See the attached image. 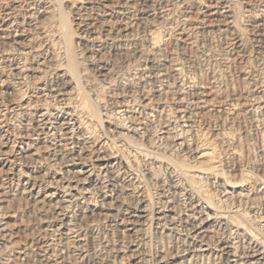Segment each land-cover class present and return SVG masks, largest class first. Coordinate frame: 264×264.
Segmentation results:
<instances>
[{
	"label": "rangeland",
	"instance_id": "obj_1",
	"mask_svg": "<svg viewBox=\"0 0 264 264\" xmlns=\"http://www.w3.org/2000/svg\"><path fill=\"white\" fill-rule=\"evenodd\" d=\"M189 1L0 0V264H232L223 245L243 256L255 242L216 208L264 243V27L247 18L264 1L231 0L245 15L235 31L210 15L216 1ZM203 16L212 28H198ZM196 217L209 218L205 252L190 238Z\"/></svg>",
	"mask_w": 264,
	"mask_h": 264
},
{
	"label": "bare ground",
	"instance_id": "obj_2",
	"mask_svg": "<svg viewBox=\"0 0 264 264\" xmlns=\"http://www.w3.org/2000/svg\"><path fill=\"white\" fill-rule=\"evenodd\" d=\"M156 1H157V0H156ZM190 1H191V0H190ZM190 1H189V3H190ZM210 1H211V0H210ZM214 1H216V5L214 6L213 4H211V5H213L212 8L215 7L214 10H213L214 13H213V14H210V15H213V16H216V17H219V18H221V17H222V18H225V20H226L225 23L228 25V27L231 26L230 28L234 29V31L237 30V26H238V25H237V22L235 23V21L238 20L239 18L236 19L235 17H236L237 15H239V14L242 15L243 13H242V14H241V13L236 14V16H235V13H236L235 10H237V9H234V8H233V7H236V6H233V4L231 3V0H214ZM248 1H249V0H248ZM255 1H256V0H255ZM263 1H264V0H263ZM263 1H262V2H263ZM119 2H120V1H119ZM143 2H144V4H145V3H148V4L152 3V4H153V3H154V0H153V1H151V0H143ZM186 2H188V1H186ZM186 2H184V3H186ZM262 2H261V4H262ZM122 3H123V2H122ZM131 3H132L131 0H126V4H131ZM155 3H156V2H155ZM163 3H164V2H163ZM181 3H183V2H181ZM210 3H211V2H210ZM233 3H234V2H233ZM254 3H255V2H254ZM120 4H121V3H120ZM126 4H125V5H126ZM193 4H194V3H193ZM202 4H203V3H202ZM236 4H237V3H236ZM246 4H247V3H246ZM250 4H251V3H250ZM146 5H147V4H146ZM184 5H185V4H184ZM186 5H187V4H186ZM203 5H204V4H203ZM205 5H206V4H205ZM253 5H254V4H253ZM151 6H154V5H151ZM165 6H166V5H165ZM177 6H178V5H177ZM181 6H182V5H181ZM189 6H190V5H189ZM193 6H194V5H193ZM200 6H201V5H200ZM254 6H255V5H254ZM256 6H257V5H256ZM263 6H264V5H263ZM263 6H262V7H263ZM119 7H120V6H119ZM121 7H122V6H121ZM124 7H125V6H124ZM128 7H130V6L128 5ZM141 7H142V6H141ZM147 7H148V6H147ZM154 7H155V6H154ZM154 7H153V8H154ZM156 7H157V6H156ZM162 7H163V6L161 5V6H159L158 9L161 10ZM166 7H167V6H166ZM195 7H196V6H195ZM206 7H209V6H206ZM237 7H238V6H237ZM237 7H236V8H237ZM244 7H245V6H244ZM249 7H250V6H249ZM122 8H123V7H122ZM125 8H126V7H125ZM125 8H123V9H125ZM136 8H137V7H136ZM151 8H152V7H151ZM153 8H152V10H153ZM193 8H194V7H193ZM196 8H197V7H196ZM201 8H202V7H201ZM252 8H253V7H252ZM259 8H260V7H259ZM127 9H129V8H127ZM131 9H133V8H131ZM154 9H155V8H154ZM184 9H185V8H184ZM188 9H189V8H188ZM206 9H207V8H206ZM238 9H239V8H238ZM152 10H151V11H152ZM179 10H181V9H179ZM190 10H191V9H190ZM239 10H240V9H239ZM239 10H237V13H238ZM112 11H113V10H112ZM115 11H116V10H115ZM123 11H124V10H123ZM142 11H143V9H142ZM161 11H163V10H161ZM198 11H199V10H198ZM206 11H207V10H206ZM206 11H205V16H206L207 13H208V12H206ZM209 11H210V10H209ZM242 11H243V10H242ZM126 12H127V11H126ZM154 12H155V10H154ZM163 12H164V11H163ZM183 12H184V10H183ZM190 12H191V11H190ZM199 12H200V11H199ZM199 12H198V13H199ZM201 12H202V10H201ZM203 12H204V11H203ZM203 12H202V13H203ZM240 12H241V11H240ZM247 12L249 13V11H247ZM262 12H264V11H263V10H262V11H261V10L259 11V9H257L255 12H250L249 15L246 14V15H247V18H249L250 23L253 24V25H256V27H258V29H259L260 27H264V14H263ZM118 13L121 14L120 12H118ZM139 13H140V12H139ZM156 13H158V12H156ZM122 14H123V13H122ZM122 14H121V15H122ZM124 14H125V13H124ZM128 14H129V13H128ZM128 14H127V15H128ZM151 14H152V13H151ZM159 14H161V12H159ZM164 14H165V12H164ZM164 14H163V15H164ZM183 14H184V13H183ZM200 14H201V13H199V15H200ZM156 15H157V14H156ZM201 15H202V14H201ZM208 15H209V14H208ZM208 15H207V16H208ZM240 15H239V16H240ZM243 15H244V14H243ZM27 16H28V15H27ZM122 16H123V15H122ZM164 16H165V15H164ZM190 16H191V14H190ZM205 16H203V18L201 19V21H199L200 24L198 25V28L200 27V30H208V29L212 28V24H213L212 21L209 22V23H208L207 21H205V18H204ZM162 17H163V16H162ZM167 17H168V16H167ZM182 17H183V16H182ZM191 17H192V16H191ZM191 17H188L187 15H185L184 18L181 19V20H183L184 23H185V22L188 21V19L191 18ZM243 17L245 18V15L242 16V18H241V16H240L241 19H243ZM121 18H123V17H121ZM163 18H164V17H163ZM197 18H198V17H197ZM100 19H101V18H100ZM231 19H233L234 21H231ZM235 19H236V20H235ZM133 20H134V19H133ZM164 20H165V19H164ZM164 20H163V21H164ZM190 20H191V19H190ZM199 20H200V19H199ZM129 21H130V20H129ZM208 21H209V19H208ZM243 21H244V20H242V22H243ZM246 21H247V20H246ZM116 22H118V20H116ZM123 22H124V21H123ZM118 23H120V22H118ZM128 23H130V22H128ZM128 23H126V24H128ZM225 23H224V24H225ZM238 23H239V22H238ZM240 23H241V22H240ZM250 23H249V24H250ZM13 24H14V23H13ZM121 24H122V23H121ZM124 24H125V23H124ZM130 24H131V23H130ZM185 24H186V23H185ZM197 24H198V22H197ZM104 25H105V24H104ZM213 25H214V24H213ZM227 25H226V26H227ZM236 25H237V26H236ZM121 26H123V25H121ZM102 27H103V26H102ZM104 27H105V26H104ZM104 27H103V28H104ZM106 27H107V26H106ZM119 27H120V26H119ZM126 27H127V26H126ZM130 27H131V26H130ZM177 27H178V26H177ZM109 28H110V27H109ZM115 28H116V27H115ZM115 28H113V29H115ZM124 28H125V27H124ZM184 28H185V25H184ZM92 29H93V28H92ZM116 29H118V28H116ZM127 29H130V28H127ZM127 29H125L126 32H127ZM85 30L87 31V33H88V32H90V33L92 32V30H91L90 28H88L87 26H86V29H85ZM103 30H104V29H103ZM118 30H119V29H118ZM118 30H117V32H118ZM109 31H110V30H109ZM121 31H122V30H121ZM128 31H129V30H128ZM183 31H184V30H183ZM110 32H111V31H110ZM184 32H185V31H184ZM92 33H93V32H92ZM106 33H107V32H106ZM120 33H122V32H120ZM182 33H183V32H182ZM109 34H111V33H109ZM118 34H119V33H117V35H118ZM129 34H130V33H129ZM119 35H120V34H119ZM178 35H179V33H178ZM261 35H262V34H261ZM107 36H109V35H107ZM121 36H122V35H121ZM125 36H126V35H125ZM127 36H128V35H127ZM180 36H181V35H180ZM91 38H92V37H91ZM124 38H125V37H124ZM108 39H109V38H108ZM238 40H239V41H238V44H242V40H240V39H238ZM101 44H102V43H101ZM241 46H242V45H240V47H241ZM148 59H149V58H148ZM150 60H151V59H150ZM153 63H155V62H153ZM153 63H152V64H153ZM156 66H157V65H156ZM157 67L159 68V67H161V66H157ZM173 67L175 68L176 66L174 65ZM177 67H178V66H177ZM154 68H155V70H156V67H154ZM158 68H157V69H158ZM174 68L172 69V71H173L175 74H178V73H176V72H178L179 70H181V68H180L179 70L177 69V70H178V71H177V70L174 69ZM159 70H160V69H159ZM159 70H158V71H159ZM152 71H153V70H152ZM161 71H163V70H161ZM173 72H172V73H173ZM154 74H155V73H154ZM154 74H153V75H154ZM156 74L158 75L159 73L156 72ZM163 74H164V73H163ZM160 75H161V74H160ZM160 75H158V76L155 75V76H156V77H159ZM178 75H180V71H179V74H178ZM164 76H165V74H164ZM22 78H23V77H22ZM161 78H162V77H161ZM155 79H156V78H155ZM163 79H164V78H163ZM176 79H177V78H176ZM143 80H144V79H143ZM157 80H159V78H158ZM164 80H165V79H164ZM173 80H174V79H173ZM173 82H174V81H173ZM185 85H186V83H185ZM183 86H184V85H183ZM192 86H193V85H192ZM194 87H195V86H194ZM186 88H187V87H186ZM188 88H190V87H188ZM191 89H192V87H191ZM157 90H158V89H157ZM192 90H193V89H192ZM192 90H191V91H192ZM162 91H164V90H162ZM162 91H160V92H162ZM165 91H166V90H165ZM189 91H190V90H189ZM203 92H204V91H203ZM148 93H149V92H148ZM164 93H165V92H164ZM181 93H182V92H181ZM196 93H197L198 96H200V97L198 98V99H199L198 101L201 103V104H200L201 106L204 105V104H206V105H207V104H210V103L205 102V100L207 99V97H205V98H206L205 100L203 99V97H201V94H200V91H199V90H196ZM201 93H202V92H201ZM192 94H194V93H192ZM162 95H163V94H162ZM204 95H205V94H204ZM160 96H161V95H160ZM164 96H165V94H164ZM260 97H261V96H260ZM160 98H161V97H160ZM177 98H178V97H177ZM150 99H151V98H150ZM152 99H153V98H152ZM158 99H159V98H158ZM166 99H167V98H166ZM148 100H149V98H148ZM154 100H156V99H154ZM160 100H162V99H160ZM196 100H197V99H196ZM39 101H40V100H39ZM151 101H153V100H151ZM157 101H158V100H157ZM163 101H164V99H163ZM165 101H166V100H165ZM165 101H164V103H165ZM180 101H181V100H180ZM182 102H183V101H182ZM182 102H181V103H182ZM199 102H197V103H199ZM148 103L150 104V102H148ZM152 103H153V102H152ZM152 103H151V104H152ZM160 103H161V102H159V104H160ZM164 103L162 102V104H164ZM176 103H177V102H176ZM151 104H150V105H151ZM156 104H157V103H156ZM165 104H166V103H165ZM146 105H148V104H146ZM146 105H145V106H146ZM157 105H158V104H157ZM174 105H175V104H174ZM206 105H205V106H206ZM239 105H240V104H239ZM252 105H253V104H252ZM256 105H257L260 109H262V110L264 109V103H261V104L257 103ZM164 106H167V105H164ZM207 106H208V105H207ZM60 107H61V106H60ZM148 107H150V106H148ZM150 108H151V107H150ZM153 108H154V104H153ZM153 108H152V109H153ZM156 108H157V106H156ZM161 108H162V107H161ZM200 108H201V107H200ZM203 108H204V107H203ZM144 109H145V108H144ZM146 109H147V108H146ZM182 110H183V109H182ZM179 111H180V110H179ZM183 111H184V110H183ZM180 112H181V111H180ZM135 113H136V112H135ZM185 113H187V112H185ZM217 113H218V112H217ZM74 115H75V114H74ZM74 115H73V116H74ZM171 115H172V114H171ZM151 116H152V115H151ZM184 116H185V115H184ZM182 117H183V116H182ZM182 117H181V118H182ZM52 118H53V117H52ZM87 118H89V116H88ZM87 118H86V119H87ZM123 118H124V117H123ZM142 118H143V117H142ZM71 119H72V118H71ZM78 119H80V118H78V115H77V122L81 120V119H80V120H78ZM89 119H90V118H89ZM138 120H139V119H138ZM188 120H189V119H188ZM90 121H91V120H90ZM92 121H93V120H92ZM135 121H136V120H135ZM135 121H134V122H135ZM186 121H187V120H186ZM71 122H72V121H71ZM82 122H83V121H81V125H82ZM88 122H89V121H88ZM134 122H133V123H134ZM179 122H180V121H179ZM183 122H184V121H183ZM169 123H170V122H169ZM71 124H73V123H71ZM83 124H84V123H83ZM136 124H137V123H136ZM141 124H142V123H141ZM85 125H86V124H85ZM85 125H83V126H85ZM166 125H167V124H166ZM170 125H171V124H170ZM79 127H80V126H79ZM87 127H88V126H87ZM87 127H86V128H87ZM167 127H169V126H167ZM165 128H166V127H165ZM141 129H142V128H141ZM168 129H169V128H168ZM78 130H79V129H78ZM170 130H171V129H170ZM170 130H169V131H170ZM80 131H81V129H80ZM128 131H129V130H128ZM133 132H134V130H133ZM163 132H164V131H163ZM167 132H168V130H167ZM161 133H162V132H161ZM91 134H92V133H91ZM135 134H136V133H135ZM166 134H167V133H166ZM169 134H170V133H169ZM181 134H182V133H181ZM181 134H180V135H181ZM89 135H90V133H89ZM177 135H178V134H177ZM180 135H179V136H180ZM79 137H80V136H79ZM81 137H82V136H81ZM179 138H180V137H179ZM179 138H178V139H179ZM88 139H89V138H88ZM175 139H176V138H175ZM180 139H182V138H180ZM91 141H92V140H91ZM100 141H101V140H100ZM103 141H104V140H103ZM109 141H110V140H109ZM117 141H118V140H117ZM122 141H123V140H122ZM124 141H125V140H124ZM79 142H80V141H79ZM97 142H98V141H97ZM110 142H111V141H110ZM128 142H129V141H128ZM87 143H88V142H87ZM104 143H105V142H104ZM124 143H125V142H123V144H124ZM186 143H188V142H187V141H186V142H185V141H182L181 144H180V143H179V144H180L181 146H185V147H186ZM95 144H96V143H95ZM107 144H108V143H107ZM120 144H121V143H120ZM123 144H121V145H123ZM128 145H129V143H128ZM177 145H178V144H177ZM180 145H179V146H180ZM99 146H100V145H99ZM101 147H102V146H101ZM125 147H126V146H125ZM116 148H117V147H116ZM121 148H122V146H121ZM198 148H199V147H198ZM190 149H191V148H190ZM196 149H197V148H196ZM81 150H82V149H81ZM99 150H100V149H99ZM75 151H76V150H75ZM116 151H117V150H116ZM118 151H119V150H118ZM100 152H101V151H100ZM100 152H99V153H100ZM120 152H121V154H122V151H120ZM133 152L136 153V154H134V156L132 155V156L135 157V158H136L138 155H140V154H139L140 152H139V153H138V152H135V150H134ZM198 152H199V151H198ZM70 153H71V152H70ZM96 153H97V152H96ZM101 153H102V152H101ZM105 153H106V151H105ZM113 153H115V152H113ZM116 153H117V152H116ZM8 154H9V153H8ZM36 154H37V153H36ZM78 154H80V153H78ZM111 154H112V153H111ZM71 155H72V154H71ZM102 155H103V154H102ZM129 155H130V154H129ZM135 155H137V156H135ZM74 156H75V155H74ZM97 156H98V155H97ZM111 157H112V159H113V156H112V155H111ZM115 157H116V156H115ZM119 157H120V156H119ZM119 157H118V158H119ZM121 157H122V155H121ZM123 157H125V156H123ZM78 158H79V157L77 156V159H78ZM81 158H82V157H81ZM97 158H98V157H97ZM104 158H105V157H104ZM107 158H108V157H107ZM74 159H75V158H74ZM77 159H76V160H77ZM102 159H103V158H102ZM116 159H117V158H116ZM119 159H120V158H119ZM124 159H125V158H124ZM127 159L129 160V157H128ZM127 159H125V160H127ZM132 159H133V158H132ZM72 160H73V159H72ZM72 160H71V161H72ZM82 160H83V159H82ZM91 160H92V159H91ZM97 160H99V159H97ZM103 160H104V159H103ZM128 160H127V163H129ZM130 160H131V159H130ZM66 161H67V160H66ZM131 161H132V160H131ZM208 161H209V160H208ZM114 162H115V161H114ZM134 162H135V161H134ZM154 162H156V163H159V162H160V164H161L162 161L158 160L157 158H153V162H152V163L154 164ZM70 163H71V162H70ZM83 163H84V162H83ZM83 163H82V164H83ZM90 163H91V162H90ZM132 163H133V162H132ZM162 163H165L166 167H167L170 171H172V172H171L172 174H170L169 176H172V175L174 176L175 173L178 174V172H175V171H178V170H176L177 167H176V168H173V166L170 165V164L167 163V162H162ZM84 164H85V163H84ZM123 164H124V163H123ZM125 164H126V163H125ZM112 165H113V164H112ZM119 165H121V164L119 163ZM130 165H131V164H130ZM132 165H133V164H132ZM137 165H138V164H137ZM105 166H107V165H105ZM108 166H109V165H108ZM121 166H122V165H121ZM125 166H126V165H125ZM134 166H136V165H134ZM134 166H133V167H134ZM219 166H220V165H219ZM84 167H85V166H84ZM109 167H111V166H109ZM112 167H113V166H112ZM117 167H118V165H117ZM105 168H106V167H105ZM120 168H121V167H120ZM127 168H128V167H127ZM129 168H130V167H129ZM151 168H152V167H151ZM217 168H218V166L215 167V166H212V165H211V166L203 167V169L201 168V169H202L201 171H203V174H204V173H205V174H210V172H217ZM130 169H131V168H130ZM178 169H179V168H178ZM94 170H95V169H94ZM100 170H102V169H100ZM107 170H108V169H107ZM109 170H110V169H109ZM111 170H113V169H111ZM114 170L116 171V169H114ZM114 170H113V171H114ZM124 170H125V169H124ZM181 170L184 172V170H183L182 168H181ZM79 171H80V170H79ZM113 171H112V172H113ZM118 171H120V170H118ZM121 171H122V170H121ZM125 171H126V170H125ZM182 171H180V172H182ZM63 172H64V171H63ZM85 172H86V171H85ZM85 172L82 173V172L80 171V173H82L81 175L86 174ZM130 172H131V171H130ZM133 172H134V171H133ZM135 172H136V171H135ZM149 172H150V171H149ZM199 172H200V171H198V173H199ZM218 172H219V171H218ZM69 173H70V172H69ZM80 173H79V175H80ZM113 173H114V172H113ZM118 173L120 174V172H118ZM128 173H129V172H128ZM153 173H154V172H153ZM173 173H174V174H173ZM90 174H91V172H90ZM132 174H133V173H132ZM186 174H187V173L184 172V176H185L184 178L189 177L188 175L186 176ZM200 174H201V173H200ZM205 174H204V175H205ZM76 175H78V174H76ZM79 175H78V176H79ZM81 175H80V176H81ZM112 175H114V174H112ZM116 175H117V174H116ZM125 175H126V174H125ZM179 175H180V174H179ZM201 175H202V174H201ZM69 176H70V175H69ZM80 176H79V177H80ZM83 176H84V175H83ZM100 176H101V175H100ZM119 176H120V175H119ZM119 176H118V177H119ZM177 176H178V175H177ZM180 176H181V175H180ZM76 177H77V176H76ZM79 177H78V178H79ZM81 177H82V176H81ZM81 177H80V178H81ZM105 177H106V176H105ZM116 177H117V176H116ZM136 177H138V176H136ZM178 177H179V176H178ZM181 177H183V175H182ZM85 178H86V176H85ZM100 178H101V177H100ZM106 178H107V177H106ZM119 178H120V177H119ZM128 178H129V177H128ZM82 179H83V178H82ZM111 179H112V178H111ZM114 179H115V177H114ZM114 179H113V180H114ZM117 179H118V178H117ZM137 179H138V178H137ZM137 179H136V180H137ZM182 179H183V178H182ZM68 180H69V179H68ZM72 180H75V179L73 178ZM72 180H71V181H72ZM105 180H106V179H105ZM174 180H175V179H174ZM184 180H187V179H184ZM189 180H190V183H191V184L189 185V188L192 187V190L190 189L189 193L192 192V193H191L192 196L195 197V196L197 195L196 197H198V195L201 194V192L199 191V192H200V193H199L198 190H197V193H198V194L195 193V190H196L195 185L193 184V182H191V181H192L191 178H189ZM199 180H200V179H199ZM78 181H79V179H78ZM78 181H77V182H78ZM81 181H82V180H81ZM82 182H84V181H82ZM104 182H105V181H104ZM113 182H114V181H113ZM113 182H112V183H113ZM115 182H117V181H115ZM139 182H140V181H139ZM187 182H189V181H187ZM199 182H200V181H199ZM58 183H59V182H58ZM69 183H70V182H69ZM107 183H108V182H107ZM109 183H110V182H109ZM109 183H108V184H109ZM118 183H119V182H118ZM79 184H80V183H79ZM116 184H117V183H116ZM175 184H176V183H175ZM175 184H174V185H175ZM80 185H81V184H80ZM83 185H84V184H83ZM110 185H111V184H110ZM119 185H120V184H119ZM121 185H122V183H121ZM177 185H178V184H177ZM193 185H194V186H193ZM68 186H69V185H68ZM178 186H179V185H178ZM161 187H162V186H161ZM174 187H175V186H174ZM234 187H235V186H234ZM234 187H233V188H234ZM69 188H70V187H69ZM122 188H123V187H122ZM189 188H188V189H189ZM197 188H198V187H197ZM75 189H76V188H75ZM75 189H74V191H75ZM119 189H120V188H119ZM175 189H176V187H175ZM234 189H235V188H234ZM77 190H78V191H81V190H79V188H77ZM126 190H127V189H126ZM64 191H65V190H64ZM69 191H70V190H69ZM121 191H122V190H121ZM231 191H232V189H231ZM241 191H242V190H241ZM41 192H42V191H41ZM87 192H89V191H87ZM123 192H124V190H123ZM226 192H228V191H226ZM226 192H225V193H226ZM118 193H119V192H118ZM121 193H122V192H121ZM163 193H164V192H163ZM186 193H187V192H186ZM225 193H224V194H225ZM39 194H40V193H39ZM71 194H72V193H71ZM79 194H80V192H79ZM81 194H85V193H81ZM88 194H89V193H88ZM88 194H87V195H88ZM238 194L241 195L240 193H238ZM238 194H237V195H238ZM242 194H243V193H242ZM56 195H57V194H56ZM75 195H76V194H75ZM119 195H121V194H119ZM122 195H123V194H122ZM179 195H180V194H179ZM201 195H202V194H201ZM233 195H234V194H233ZM244 195H245V196H248L247 194H244ZM244 195H242V196H244ZM164 196H166V195L164 194ZM202 196H204V195H202ZM227 196H228V195H226V197H227ZM230 196H231V195H230ZM235 196H236V194H235ZM6 197H7V196H6ZM166 197H167V196H166ZM199 197H201V196H199ZM237 197H238V196H237ZM248 197H249V196H248ZM82 198H83V197H82ZM116 198H117V197H116ZM159 198H161V197H159ZM201 198H202V197H201ZM205 198H206V197L204 196V197L202 198V199H203L202 201H204ZM229 198H230V197H229ZM239 198L242 200L241 196H240ZM118 199H119V198H118ZM118 199H116V200H118ZM121 199H122V198H121ZM121 199H119V200H121ZM123 199H124V198H123ZM167 199H168V198H167ZM207 199L210 200L209 198H207ZM207 199H205V201H208ZM234 199H235V198H234ZM121 201H122V200H121ZM197 201H198V200H197ZM202 201L199 200L198 203H201ZM210 201H211V200H210ZM226 201H227V199H226ZM247 201H248V200H247ZM111 202H112V201H111ZM122 202H124V201H122ZM221 202H222V201H221ZM227 202H229V199H228ZM240 202H241V201H240ZM130 203H131V202H130ZM203 203H204V202H202V204H203ZM225 203H226V202H225ZM131 204H132V203H131ZM167 204H168V202H167ZM171 204H172V203H171ZM204 204H205V203H204ZM135 205H136V204H135ZM147 205H148V204H147ZM157 205H158V204H157ZM230 205H231V204H230ZM239 205H240V204H239ZM248 205H249V204H248ZM50 206H51V205H50ZM121 206H123V205L121 204ZM124 206H125V205H124ZM124 206H123V207H124ZM128 206H129V205H128ZM139 206H140V205H139ZM150 206L152 207L153 204H151ZM168 206H169V204H168ZM198 206H199V205L197 204L196 207H198ZM211 206L213 207V205H211ZM218 206H219V205H218ZM220 206H221V205H220ZM119 207H120V205H119ZM119 207H118V208H119ZM129 207H130V206H129ZM135 207H136V206H135ZM151 207H150V208H151ZM158 207L160 208L159 205H158ZM166 207H167V205H166ZM166 207H165V208H166ZM170 207H172V206H170ZM175 207H176V206H175ZM202 207H203V206H202ZM214 207H215V206H214ZM214 207H213V209L210 207V208L212 209V211L215 209ZM118 208H117V209H118ZM148 208H149V207H147V209H148ZM150 208L148 209L149 211H151V210L153 209V208H152V209H150ZM162 208H163V207H162ZM168 208H169V207H168ZM173 208H174V207H173ZM173 208H172V209H173ZM200 208H201V207H200ZM205 208H206V207H205ZM207 208H208V207H207ZM232 208H233V207H232ZM235 208H236V207H235ZM60 209H61V208H60ZM97 209H98V208H97ZM112 209H113V208H112ZM134 209H136V208H134ZM141 209H142V210H141L140 214H138L139 216H141V214H143V213L148 212V210L146 209V207H144V208L141 207ZM156 209H157V208H156ZM174 209H175V208H174ZM178 209H179V208H178ZM193 209H194V208H193ZM224 209H225V208H224ZM224 209H222V208H221V209H217V208H216V211L214 210V211H215V213H214L215 218H217L219 222H222V223L225 224V225H228V226H229V225H232L233 228H234L235 230L238 229L243 235L247 236V237L250 239L251 242H253V241L255 242V243H254L255 245H253L252 247L248 248V251H249L248 254H247V252H246L247 255H243V256H241V254H239V252H237L238 250L235 249L236 246L234 245V243H233V245H234L235 247L232 245V243H231V244H225V245H223L221 248H222V251H224L225 254L228 256V258H227L228 263L238 264V262L240 263V261H244L246 264H264V243H263V241H262L263 239L260 238V237H258V236L256 237L255 234L252 235V234L250 233V231H249L250 228L247 229L248 227H247V228L245 227V226H247V225L243 226L244 224H246L245 222L242 223V221H240V222L237 221V220H236V222L234 221V217L236 218L235 214H236L237 211L234 210L235 212H234V211H231V212H230V211H228V210H224ZM119 210H120V209H118V211H119ZM136 210H137V209H136ZM164 210H165V209H164ZM166 210H167V209H166ZM166 210H165V211H166ZM176 210H177V209H176ZM176 210H175V211H176ZM194 210H195V209H194ZM229 210H231V209H229ZM96 211H97V210H96ZM128 211H129V210H128ZM137 211H138V210H137ZM172 211H173V210H172ZM199 211H200V209H199ZM61 212H62V211H61ZM158 212H159V211H158ZM162 212H163V210H162ZM169 212H170V210H169ZM179 212H180V211H179ZM200 212H201V211H200ZM239 212H240V211H239ZM93 213H94V212H93ZM152 213H153V212H152ZM152 213H151V214H152ZM173 213H174V212H173ZM195 213H196V211H195ZM206 213H207V212H206ZM208 213H209V212H208ZM126 214H127V213H126ZM136 214H137V213H136ZM153 214H154V213H153ZM153 214H152V215H153ZM156 214H158L156 220H157V221H161L162 218H161V219L159 218L160 213H157V211H156ZM156 214H155V215H156ZM162 214H163V213H162ZM198 214H199V213H198ZM203 214L205 215V213H203ZM239 214H240V213H239ZM239 214H238V216H239ZM103 215H104V214H103ZM138 215H137V216H138ZM147 215H148V214H147ZM147 215H146V216H147ZM152 215H149V217H152ZM199 215H201V213H200ZM236 215H237V214H236ZM107 216H108V215H107ZM126 216H127V215H126ZM139 216H138V218H139ZM171 216H172V215H171ZM190 216H191V215H190ZM193 216H194V215H193ZM196 216H197V215H196ZM134 217H135V216H134ZM168 217H170V216H168ZM191 217H192V216H191ZM191 217H190V218H191ZM205 217H206V216H205ZM211 217H212V216H211ZM130 218H131V216H130ZM142 218H144V217H142ZM146 218H147V217H146ZM154 218H155V217H154ZM166 218H167V217H166ZM166 218L164 217V219H166ZM170 218H171V217H170ZM192 218H195V216L192 217ZM198 218H199V217H198ZM198 218L196 217V219L192 220L193 227H192V225H191L192 229L190 228V229H191V230H190V231H191V232H190V238H191L193 244H194L196 247H198V250H197L198 252H205V251H207L208 245L210 244V243L207 244V240H206V239H207L206 237H210V236H209V233H208V231H207V226H206V224H207L206 221H207V218H208V217H207L206 219H204L203 217H201V218H199V219H198ZM212 218H213V217H212ZM215 218H213V219H215ZM120 219H121V218H120ZM147 219H148V218H147ZM151 219H152V218H151ZM172 219H173V218H172ZM176 219H177V218H176ZM176 219L174 218L175 221H176ZM197 219H198V220H197ZM208 219H209V218H208ZM121 220H122V219H121ZM124 220H125V219H124ZM124 220H122V221L124 222ZM135 220H136V219H135ZM153 220H155V219H153ZM162 220H163V219H162ZM215 220H216V219H215ZM133 221H134V220H133ZM147 221H148V220H147ZM185 221H186V220H185ZM126 222H127V221H126ZM129 222H130V221H129ZM145 222H146V220H145ZM149 222H150V221H149ZM153 222H154V221H153ZM162 222H163V221H162ZM167 222H171V221L168 220ZM167 222H166V223H167ZM172 222H173V220H172ZM186 222H188V221H186ZM127 223H128V222H127ZM134 223H135V222H134ZM136 223H137V222H136ZM136 223H135V224H136ZM147 223H148V222H147ZM178 223H179V222H178ZM118 224H119V223H118ZM130 224H131V223H130ZM132 224H133V223H132ZM137 224H138V223H137ZM139 224H140V222H139ZM149 224H152V222L149 223ZM160 224H161V223H160ZM164 224H165V223H164ZM170 224H171V223H170ZM170 224H169V225H170ZM242 224H243V225H242ZM121 225H122V224H121ZM125 225H126V224H125ZM166 225H168V224H166ZM209 225H210V224H209ZM220 225H222V224H220ZM225 225H224V226H225ZM123 226H124V224H123ZM133 226H134V225H133ZM136 226H137V225H136ZM139 226H140V225H139ZM144 226H145V224H144ZM151 226H152V225H151ZM159 226H160V225H159ZM173 226H174V225H173ZM188 226H189V225H188ZM210 226H211V225H210ZM69 227H70V226H69ZM119 227H120V226H119ZM142 227H143V226H142ZM142 227H141V228H142ZM149 227H150V226H149ZM154 227H155V226H154ZM164 227H166V226L164 225ZM181 227H182V226H181ZM230 227H231V226H230ZM0 228H1V227H0ZM157 228H158V227H157ZM166 228H167V227H166ZM211 228H212V227H211ZM213 228L215 229V226H214ZM222 228H223V227H222ZM231 228H232V227H231ZM128 229H129V228H128ZM154 229H155V228H154ZM158 229H161V228H158ZM168 229H169V228H168ZM174 229H175V228H174ZM214 229H210V230L213 231ZM217 229H218V228H217ZM219 229H220V228H219ZM226 229H227V228H226ZM9 230H10V229H9ZM134 230H135V229H134ZM136 230H137V229H136ZM188 230H189V229H188ZM238 230H237V231H238ZM261 230H262V229H261ZM4 231H5V230H4ZM75 231H76V230H75ZM119 231H120V230H119ZM122 231H123V229H122ZM125 231H126V230H125ZM127 231H129V230H127ZM186 231H187V230H186ZM212 231H209V232H212ZM251 231H252V230H251ZM1 232H2V231H1ZM213 232H214V231H213ZM254 232H255V231H254ZM70 233H71V232H70ZM188 233H189V231H188ZM215 233H216V232H215ZM215 233H214V234H215ZM232 233H233V232H232ZM235 233H236V232H235ZM252 233H253V232H252ZM255 233H257V232H255ZM121 234H125V232H124V233L121 232ZM207 234H208V235H207ZM257 234H258V233H257ZM125 235H127V233H126ZM188 235H189V234H188ZM259 235H260V233H259ZM212 237H213V236L210 237L211 240H212ZM242 237H243V236H242ZM188 238H189V237H188ZM188 238H187V239H188ZM216 238H217V237H216ZM237 238H238V237H237ZM258 238H260V239H262V240H260V239H258ZM188 240H189V239H188ZM213 240H214V239H213ZM213 240H212L211 242H213ZM259 240H260L261 242H260ZM130 241H131V240H130ZM208 241H210V240H208ZM221 241H222V240H221ZM187 243H188V242H187ZM222 243H223V241H222ZM238 243H239V242H238ZM189 244H190V243H189ZM239 244H240V243H239ZM191 245H192V244H191ZM236 245H238V244H236ZM4 246H5V245H4ZM184 246H185V245H184ZM189 246H190V245H189ZM214 246H215V245H213V247H214ZM216 246H217V245H216ZM43 247H44V246H43ZM192 247H193V246H192ZM192 247H191V248H192ZM126 248H127V247H126ZM187 248H188V247L186 246V249H185V250H186V251H185L186 253L190 250V249L187 250ZM214 248H215V247H214ZM214 248H213V249H214ZM240 248H241V247H240ZM243 248L245 249V247H243ZM128 250H129V249H128ZM192 250H193V249H191V251H192ZM194 250H195V249H194ZM209 250H210V248H209ZM242 250H243V249L241 248V251H242ZM216 251H219V250L216 249ZM244 251H245V250H244ZM57 252H58V251H57ZM138 252H139V251H138ZM180 252H181V251H180ZM195 252H196V251H195ZM219 252H220V251H219ZM224 252H223V253H224ZM119 253H120V252H119ZM136 253H137V252H136ZM136 253H135V254H136ZM172 253H173V252H172ZM243 253H244V252H243ZM203 254H205V253H203ZM203 254H202V255H203ZM207 254H208V253H207ZM220 254H221V253H220ZM125 255H126V254H125ZM137 255H138V254H137ZM176 255H177V253H176ZM191 255H192V254H191ZM195 255L197 256L198 254H195ZM134 256H135V255H134ZM178 256H179V253H178L177 257L174 256V254H173V256H171V257H172V260H173V257H174V258H175V257L178 258ZM182 256H184V255H182ZM200 256H201V255H200ZM200 256H199V257H200ZM206 256H207V255H206ZM206 256H205V257H206ZM210 256H211V254H210ZM137 257H138V256H137ZM167 257H169V256H167ZM184 257H185V256H184ZM241 257H242V258H241ZM243 257H245V258L243 259ZM62 258H63V257H62ZM161 258H162V257H161ZM161 258H160V259H161ZM164 258H166V257H163L161 260H163ZM169 258H170V257H169ZM134 259H135V258H134ZM126 260H127V259H126ZM165 260H166V259H165ZM170 260H171V258H170ZM172 260H171V261H172ZM185 260H187V259H185ZM185 260H184V261H185ZM190 260H191V259H190ZM219 260H221V259H219ZM222 260H224V258H223ZM224 261H225V260H224ZM165 262H166V261H165ZM165 262H164V261H160L159 264H165ZM182 263H183V262H182ZM182 263H181V264H182ZM166 264H167V262H166ZM169 264H173V263H169ZM225 264H226V263H225Z\"/></svg>",
	"mask_w": 264,
	"mask_h": 264
}]
</instances>
